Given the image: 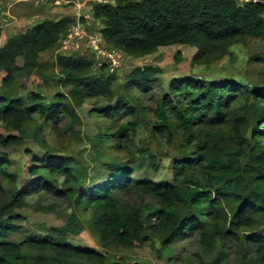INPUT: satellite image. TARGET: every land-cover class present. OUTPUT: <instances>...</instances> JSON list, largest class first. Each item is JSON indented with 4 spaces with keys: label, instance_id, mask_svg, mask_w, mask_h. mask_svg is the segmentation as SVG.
<instances>
[{
    "label": "trees",
    "instance_id": "1",
    "mask_svg": "<svg viewBox=\"0 0 264 264\" xmlns=\"http://www.w3.org/2000/svg\"><path fill=\"white\" fill-rule=\"evenodd\" d=\"M92 18L101 22L103 41L111 50L143 57L159 48L189 46L196 50L192 66L220 60L228 46L246 38L264 40V4L253 0H114L113 5L93 6ZM72 23V18L43 20L0 47V72L5 73L0 122L18 132L0 135L3 151L38 138L52 121L67 120L73 131L79 120L75 108L86 100L96 101L89 112L103 122L100 134L85 139L92 160H54L45 152L26 167L25 174L35 180L23 190L9 174V156L1 154L0 264H106L104 254L68 243L69 224L42 237L8 239L24 219L17 211L26 206V198L42 192L64 200L70 220L85 223L105 248L150 243L162 259L177 241L196 238L203 253H218L208 264H219L222 249L231 244L240 264H264V236L241 234L253 230L260 218L264 224V87L189 75L170 80L164 90L157 66L135 68L115 87L113 75L92 76L95 62L90 57L72 54L57 57L61 91L49 103L37 89H14L16 77L37 71L40 55L57 48ZM105 66L98 69L105 71ZM132 89L152 103L154 121L145 119L148 108L128 94ZM101 99L105 104L98 103ZM35 117L42 125L28 135L23 126ZM145 127L147 138L140 132ZM159 137L166 145L178 140V153L167 168L170 179L156 182L147 172L161 169L152 146ZM107 140L134 146L135 152L125 161L112 158L102 151ZM141 171L146 173L135 178ZM132 196L148 197L157 207L125 199Z\"/></svg>",
    "mask_w": 264,
    "mask_h": 264
},
{
    "label": "rangeland",
    "instance_id": "2",
    "mask_svg": "<svg viewBox=\"0 0 264 264\" xmlns=\"http://www.w3.org/2000/svg\"><path fill=\"white\" fill-rule=\"evenodd\" d=\"M246 2L248 0H239ZM264 2V0H260ZM82 5L75 6L70 0H0V47L12 37L24 33L28 27L43 20H60L63 18H72L74 24L81 16H89V20H84L87 24L86 31L89 35L99 34L102 24L92 18V8L79 1ZM86 22V23H85ZM81 23V22H80ZM82 24V23H81ZM99 36V35H98ZM88 40V39H86ZM99 50L105 51L104 54H93L91 49L87 48V42L79 41L75 49H66L65 47H55L51 51L42 53L39 57L40 67L37 71H24L18 75L15 80L14 89L22 87L26 91L37 89L43 95L44 103H49L61 90L57 86L58 71L56 60L59 55H86L91 58L95 66L91 73L93 77L100 74H110L116 78L114 86L125 82V76L130 74L135 68L144 66H157L162 69L163 74L158 76L162 79V88L167 90V85L172 79L186 78L189 75H204L208 79L221 81L223 78L237 80L244 85L264 87V61H259L257 57L264 58V40H255L246 38L242 42H235L227 47L228 53L220 60H215L206 65L192 66L190 62L196 54V50L189 46H170L159 48L157 52L143 56L131 57L122 54L119 51L110 49L106 43L99 39ZM89 44V43H88ZM96 56V58H95ZM181 58V60H180ZM105 64V71L98 68ZM5 73L0 72V87ZM154 91V89H153ZM128 94L134 100H143L142 105L147 107L144 114L145 119L154 121L155 117L151 110L152 103L144 100L138 91L132 89ZM114 100V99H113ZM95 100H86L80 107L75 108L78 117L73 125V131L69 129V121H53L45 126L42 134L36 139L27 138L21 146L11 147L3 151L0 148V156L3 152L7 153L11 160L9 174L17 177V187L23 190L31 185L35 178L25 174L26 167L31 164V159H41L45 152L53 155L54 160H59L61 156L73 157L78 160H92L94 153L89 150V144L85 139L94 138L100 134L103 122L99 118L90 115L94 108ZM115 101H112L114 103ZM98 103L105 104L104 100ZM115 106V105H113ZM72 123V122H71ZM42 125V121L35 117L31 124L23 126L25 132L30 135L35 126ZM143 137H148V127L140 129ZM0 135L17 136L18 132L9 125L0 122ZM83 138V142L81 139ZM102 151L117 160L125 161L135 152L134 146L126 145L120 141H104ZM152 146L160 158L161 169L157 174L147 172L156 182L167 181L170 179L171 166L170 159L177 155L178 140L173 145H166L163 138L159 137ZM30 150L32 155L25 153ZM86 166V165H83ZM90 176H94L93 168H89ZM146 173H134L135 178L138 175ZM95 183H102V180H95ZM128 202L137 203L141 207L156 204L148 197L125 198ZM26 206L17 212L24 219L14 225L8 239L19 242L29 236H46L52 229H60L68 226L70 233L68 243L72 246L92 249L98 253L104 254L106 264H208L215 261L218 257L217 251L212 254H205L201 251L196 238H187L183 241H177L169 254L164 252V257L159 259L151 250L150 243L144 246L127 249L123 247L110 246L103 247L99 235L92 233L85 223L81 225L70 220L71 210L62 199H56L42 192L32 194L26 198ZM156 219V218H155ZM155 219L152 221L155 222ZM241 234L254 236H264L263 218H260L258 225L253 230H242ZM243 248V247H241ZM223 259L219 264H240L238 255L235 253L234 244L222 249Z\"/></svg>",
    "mask_w": 264,
    "mask_h": 264
},
{
    "label": "built area",
    "instance_id": "3",
    "mask_svg": "<svg viewBox=\"0 0 264 264\" xmlns=\"http://www.w3.org/2000/svg\"><path fill=\"white\" fill-rule=\"evenodd\" d=\"M79 1L80 0H70V2L74 4L75 6L82 5ZM82 2H83V5L84 4L89 5L90 8H93V6H98V5L103 6V5H113L114 4V0H82ZM253 2L264 4V2H261L260 0H253ZM84 20L85 21L89 20V16H86V14H84V16H81V18L79 17L77 21L68 28L66 34L63 35V37L60 39L59 47L63 46L69 50L75 49L76 47H78V42L83 41L85 42V44L87 42V48L91 49L93 54H97V55L104 54L105 51L99 50V42H97V39L98 41L99 39L103 40L102 35H101V29H99L100 30L99 34L97 35L94 34L92 36L89 35L86 31L87 24L83 23Z\"/></svg>",
    "mask_w": 264,
    "mask_h": 264
},
{
    "label": "crops",
    "instance_id": "4",
    "mask_svg": "<svg viewBox=\"0 0 264 264\" xmlns=\"http://www.w3.org/2000/svg\"><path fill=\"white\" fill-rule=\"evenodd\" d=\"M5 45V44H4ZM3 47V46H2Z\"/></svg>",
    "mask_w": 264,
    "mask_h": 264
}]
</instances>
